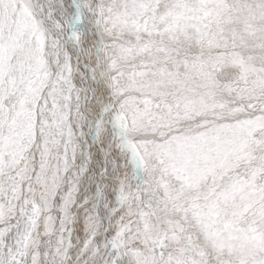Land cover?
Returning a JSON list of instances; mask_svg holds the SVG:
<instances>
[{
  "label": "snow or ice",
  "instance_id": "obj_1",
  "mask_svg": "<svg viewBox=\"0 0 264 264\" xmlns=\"http://www.w3.org/2000/svg\"><path fill=\"white\" fill-rule=\"evenodd\" d=\"M0 264H264V0H0Z\"/></svg>",
  "mask_w": 264,
  "mask_h": 264
}]
</instances>
